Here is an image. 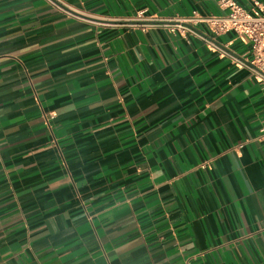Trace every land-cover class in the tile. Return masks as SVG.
<instances>
[{
    "label": "crops",
    "instance_id": "1",
    "mask_svg": "<svg viewBox=\"0 0 264 264\" xmlns=\"http://www.w3.org/2000/svg\"><path fill=\"white\" fill-rule=\"evenodd\" d=\"M192 11L0 0V264H264V86L167 32Z\"/></svg>",
    "mask_w": 264,
    "mask_h": 264
},
{
    "label": "built area",
    "instance_id": "2",
    "mask_svg": "<svg viewBox=\"0 0 264 264\" xmlns=\"http://www.w3.org/2000/svg\"><path fill=\"white\" fill-rule=\"evenodd\" d=\"M215 11L201 15L192 11L189 15L166 25L167 32L185 38L188 34L195 35L205 42L212 52L222 58H228L230 65L244 71L258 85L264 86V2L251 0L249 6H243L235 0H213ZM140 18L136 19L140 22ZM156 23H136L130 26L131 32L148 33ZM233 38L226 43L218 41L225 35ZM238 44L240 51L230 49ZM75 183L69 174L64 172L41 187V193L54 196L66 190L74 189Z\"/></svg>",
    "mask_w": 264,
    "mask_h": 264
}]
</instances>
